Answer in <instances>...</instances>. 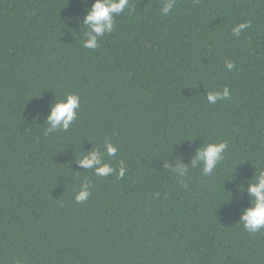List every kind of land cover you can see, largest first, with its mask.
Instances as JSON below:
<instances>
[{"label": "trees", "instance_id": "1", "mask_svg": "<svg viewBox=\"0 0 264 264\" xmlns=\"http://www.w3.org/2000/svg\"><path fill=\"white\" fill-rule=\"evenodd\" d=\"M94 2L0 0V264H264V231L239 224L264 171V0H129L92 50ZM68 94L77 119L45 135ZM106 142L115 173L79 166ZM219 142L211 175L192 167Z\"/></svg>", "mask_w": 264, "mask_h": 264}, {"label": "clouds", "instance_id": "2", "mask_svg": "<svg viewBox=\"0 0 264 264\" xmlns=\"http://www.w3.org/2000/svg\"><path fill=\"white\" fill-rule=\"evenodd\" d=\"M176 7V0H166L161 14L169 15ZM131 11L129 0H95L91 8L87 10L83 23L86 25L83 46L87 49L95 50L99 47V39L106 34H110L115 26V17L121 15L125 10ZM250 24H240L233 29L234 35H240L243 29L249 27ZM226 68L231 71L235 68V64L231 61L226 63ZM230 98V90L227 86L222 91L207 93V101L216 104L218 101ZM80 97L75 94H68L64 100L55 102L50 107V112L46 117L48 128L45 135L53 132L64 130L67 131L73 121L77 119L78 110L80 109ZM105 152L102 154L99 150L87 152L78 164L81 168L94 170L97 176L107 177L116 172L110 164L104 162L103 156H115L118 149L111 143L106 142L104 145ZM228 149L227 142L208 143L197 151L195 159L192 161V167L198 166L202 162V172L204 175H211L217 168V165L224 159V154ZM126 169L121 161L119 169V178H123ZM179 177L188 175V168L182 167L172 169ZM91 183L85 181L81 185L80 191L75 196L77 203L86 201L91 195ZM251 198L250 207L242 212L239 224L243 225L244 230L249 233H257L264 231V171L254 181H252L245 190Z\"/></svg>", "mask_w": 264, "mask_h": 264}]
</instances>
